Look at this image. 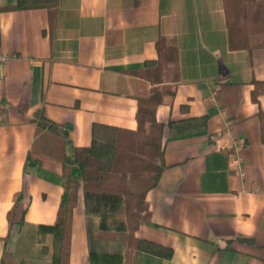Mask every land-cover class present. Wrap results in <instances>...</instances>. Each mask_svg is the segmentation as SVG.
Masks as SVG:
<instances>
[{
  "label": "crops",
  "instance_id": "crops-1",
  "mask_svg": "<svg viewBox=\"0 0 264 264\" xmlns=\"http://www.w3.org/2000/svg\"><path fill=\"white\" fill-rule=\"evenodd\" d=\"M247 34L234 33L227 0H0V53L11 56L0 70V264H51L57 250L42 226L57 221L65 178L41 148L28 161L37 112L70 126L71 152L95 132L135 131L139 98L168 85L156 108L164 167L135 233L158 247L134 264H264V34ZM156 67L163 81L144 76ZM98 230L80 196L68 264H126L128 246L93 243Z\"/></svg>",
  "mask_w": 264,
  "mask_h": 264
},
{
  "label": "trees",
  "instance_id": "trees-1",
  "mask_svg": "<svg viewBox=\"0 0 264 264\" xmlns=\"http://www.w3.org/2000/svg\"><path fill=\"white\" fill-rule=\"evenodd\" d=\"M247 35L248 39H251L250 35ZM170 43L172 44L171 46ZM159 46L160 48L168 47L170 61L177 63V55L175 53L177 49L173 41H168L167 38L162 37L159 40ZM175 69L170 65L168 71L173 70L174 72ZM143 74L153 81H156V79L163 81V76L166 73L163 74V70L156 67L145 70ZM168 92H171V88L168 86L164 89L155 87L148 97L139 98L138 128L135 131L110 128L103 133L97 134L95 132L92 145L86 147L72 146L71 152L66 149L70 141V126H66L61 131L45 117L43 110L37 112V139L33 150L29 153L28 161L29 163H36L37 160L32 157V152H38L41 148L43 153L61 162L65 178V192L62 197L57 221L53 225L42 226L43 230L53 234L55 245H57V250L52 254L51 264H68L69 262L73 215L80 196L83 198L85 213L99 217V230L97 233H92L90 237L93 243L111 240L126 244L129 248L126 250V264H134V254L138 249L158 247L149 241L137 237L135 233L141 222L147 220L150 216V206L146 201V194L151 188L156 186L164 167L163 124L157 122L156 108L162 103L164 93ZM259 117L262 123L264 141L263 110L259 112ZM126 135H131L135 138L145 137V141H138L137 144L141 143L144 147H149L148 154L145 155L140 152L136 143L132 144L133 147L136 144V149L122 148L123 145L120 144V140L122 137H127ZM40 139H50L49 145H46L45 148L42 147L39 143ZM116 175L123 177V179L125 178L124 180L128 179L127 181L129 182L144 177L142 179L144 182L142 185L144 186L140 191L130 190L127 187L129 186L127 181H123V184L117 185L115 189L103 186L107 177ZM132 196L138 197L135 205L130 204V197ZM118 213H126L129 216V222L135 221L137 224L131 234L127 233L125 222H120V229L117 232L115 230L112 231L110 228L107 217Z\"/></svg>",
  "mask_w": 264,
  "mask_h": 264
},
{
  "label": "rangeland",
  "instance_id": "rangeland-1",
  "mask_svg": "<svg viewBox=\"0 0 264 264\" xmlns=\"http://www.w3.org/2000/svg\"><path fill=\"white\" fill-rule=\"evenodd\" d=\"M227 6L229 10V19L231 27L233 28L234 33L243 35L244 33L253 34H264V0H227ZM249 19L252 20V25H250ZM166 75V74H165ZM167 76V75H166ZM171 78L173 77V70H171L168 74ZM171 86V85H168ZM127 136V135H126ZM138 139V140H136ZM122 140V142H121ZM120 140V144L123 145L122 148H131L136 149V144L138 141H145V137L135 138L134 136H127L122 137ZM136 143L133 147L132 144ZM140 152L143 154H148L149 147H144L143 144H137ZM125 179V178H124ZM123 177H119L118 175L107 177L104 180L103 186L109 189H115L117 185H122L123 181H127L128 179L124 180ZM143 178H139L136 181H127L129 186H127L130 190H137L140 191L144 185ZM108 182V183H106ZM112 182V183H110ZM107 185V186H106ZM109 186V187H108ZM130 204L135 205L137 204L138 197H130ZM129 216L126 213H118L117 215H111L107 217L108 223L110 224V228L112 231H116L120 229V222H125L126 231L127 233L131 234L134 227L137 226L135 221L129 222ZM19 245L26 246V242L23 238H20ZM14 250H16L14 248ZM52 259V255L46 257L47 259Z\"/></svg>",
  "mask_w": 264,
  "mask_h": 264
},
{
  "label": "built area",
  "instance_id": "built-area-1",
  "mask_svg": "<svg viewBox=\"0 0 264 264\" xmlns=\"http://www.w3.org/2000/svg\"><path fill=\"white\" fill-rule=\"evenodd\" d=\"M10 59H11L10 55L0 53V70ZM234 162L240 164L241 160L239 158H235Z\"/></svg>",
  "mask_w": 264,
  "mask_h": 264
}]
</instances>
